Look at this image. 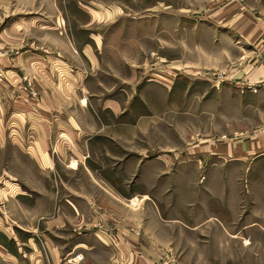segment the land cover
Returning <instances> with one entry per match:
<instances>
[{
	"label": "crops",
	"instance_id": "0c3cea01",
	"mask_svg": "<svg viewBox=\"0 0 264 264\" xmlns=\"http://www.w3.org/2000/svg\"><path fill=\"white\" fill-rule=\"evenodd\" d=\"M244 6L247 19L254 11L263 19L241 31L250 55L238 74L256 93L264 83V0ZM8 32L0 41L8 82L0 132L8 137L0 146H17L29 169L0 190V264H168L171 250L158 251L151 238L157 216L172 220L173 238L195 254L204 244L214 259L248 254L240 240L264 232V126L237 135L229 93L193 90L194 79L173 74L170 63L158 71L165 64L141 48L102 66L93 35L78 45L54 31L50 50L40 53L32 52L40 49L28 28L20 36L11 29L10 40ZM20 44L26 49L13 58ZM18 68L27 88L12 85L9 74ZM151 70L161 77L148 79ZM236 71L225 78L237 79ZM223 101L232 108H221ZM244 185L250 211L243 207L236 220ZM174 203L187 204L186 214L172 211ZM194 204L206 206L199 218ZM77 255L82 259L73 260Z\"/></svg>",
	"mask_w": 264,
	"mask_h": 264
},
{
	"label": "rangeland",
	"instance_id": "374dc122",
	"mask_svg": "<svg viewBox=\"0 0 264 264\" xmlns=\"http://www.w3.org/2000/svg\"><path fill=\"white\" fill-rule=\"evenodd\" d=\"M245 7L244 0H0V41L3 43L6 29L10 40L11 29L20 36L28 28L29 40L35 41L36 47L40 49L32 52L43 53L54 43V31H61L63 37L69 34L78 45L89 42V37L93 35L101 50L100 65L111 67L116 65L117 55L121 58L127 53L134 55L141 48L144 50L142 55L145 53L150 58L153 53V59L165 64L157 65L161 68L155 66L158 71L170 63L173 74L182 70L194 79L193 90L198 88L208 93H216L218 90L229 93L234 101L238 135L244 129L251 132L264 126V83L256 93L255 89L252 92L253 85L243 83L238 74L250 55V44L246 39L248 37L243 36L241 31L252 23L259 25L263 21L258 11H254V19H247ZM43 46L47 49H41ZM16 48L18 49L13 50V58L21 56L26 49L21 48V44ZM0 52L3 54L5 51L2 48ZM45 55L49 57L50 52H45ZM229 69H237V79L225 78ZM2 70L0 69V105L3 103L5 84L8 83ZM13 70L16 72L9 74L13 77L12 85L27 88V83L22 78L23 71L19 68ZM151 71L147 74L148 79L161 77L158 72ZM218 75L221 77L218 78ZM221 106L231 109L232 103L230 101V105H227L223 101ZM245 107L251 112L245 113ZM245 121L249 127L244 126ZM7 137L4 132H0V140ZM236 139L238 140V136ZM28 169L29 165L17 146H0V190L5 189L9 181H23ZM200 176L197 191L201 190L206 174L201 173ZM245 189L246 185L241 189L243 206L240 203L237 205L233 219H242L244 209L250 211V197ZM193 207L197 210L194 215L196 218L206 208L205 204H194ZM169 208L177 214L185 215L188 206L185 203H174ZM214 208L217 209L216 206ZM162 216L164 218V214ZM224 218L228 220L231 216L224 214ZM171 223L172 220L157 216L156 227L151 234L158 251L165 253V249L171 250L172 259H166L168 264H264V232L260 229L259 236L253 242L247 240L246 244L243 239L240 240L239 246L248 249V254H240L239 258L235 252L236 255H233L236 258L227 260L212 258L211 246L207 244H204L200 253L190 251L185 244L173 238ZM210 224L213 223H209V227ZM180 229L184 231L181 237L191 240L187 229ZM220 230L225 235L229 229ZM250 231L254 232L253 229ZM234 236L238 237L235 231ZM162 258L161 263L164 262V256Z\"/></svg>",
	"mask_w": 264,
	"mask_h": 264
},
{
	"label": "built area",
	"instance_id": "2783aa9c",
	"mask_svg": "<svg viewBox=\"0 0 264 264\" xmlns=\"http://www.w3.org/2000/svg\"><path fill=\"white\" fill-rule=\"evenodd\" d=\"M219 77L218 78H220L221 77V75H218ZM24 81L27 83V85H29L28 84V81L24 78ZM250 90V89H249ZM251 91L252 92H254V89L253 88H251ZM80 259H82V257L81 256H79V255H77V256H75L74 257V259L73 260H76V261H79Z\"/></svg>",
	"mask_w": 264,
	"mask_h": 264
}]
</instances>
